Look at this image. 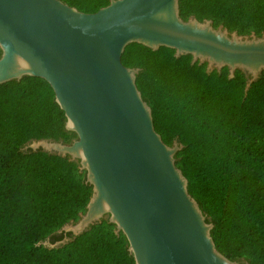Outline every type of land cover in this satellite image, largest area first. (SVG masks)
Wrapping results in <instances>:
<instances>
[{
	"label": "water",
	"instance_id": "water-1",
	"mask_svg": "<svg viewBox=\"0 0 264 264\" xmlns=\"http://www.w3.org/2000/svg\"><path fill=\"white\" fill-rule=\"evenodd\" d=\"M132 42L192 54L207 71L242 70L246 90L264 70V33L239 34L212 19H184L179 0H110L84 12L63 0H0V84L27 75L45 78L76 133L66 143L32 139L22 149L69 156L86 171L93 192L78 220L58 231L59 247L108 218L123 232L136 264H249L224 255L213 223L191 195L152 109L122 62ZM70 233L71 235H68Z\"/></svg>",
	"mask_w": 264,
	"mask_h": 264
},
{
	"label": "trees",
	"instance_id": "trees-1",
	"mask_svg": "<svg viewBox=\"0 0 264 264\" xmlns=\"http://www.w3.org/2000/svg\"><path fill=\"white\" fill-rule=\"evenodd\" d=\"M95 12L110 0H63ZM184 19H212L239 34L264 33V0H179ZM132 42L122 54L140 68L136 83L191 195L213 223L228 258L264 264V70L246 90V74L207 71L192 54ZM1 55V48H0ZM52 85L27 75L0 84V264H136L123 232L103 219L59 247L41 242L79 218L93 192L77 160L42 150L32 139L76 137Z\"/></svg>",
	"mask_w": 264,
	"mask_h": 264
},
{
	"label": "rangeland",
	"instance_id": "rangeland-1",
	"mask_svg": "<svg viewBox=\"0 0 264 264\" xmlns=\"http://www.w3.org/2000/svg\"><path fill=\"white\" fill-rule=\"evenodd\" d=\"M219 26V25H218ZM217 27V26H216ZM75 138V137H74ZM74 138H69L68 136L66 137V136H61L59 139H56V140H62V141H64V142H66V143H70ZM80 217V216H79ZM79 219V218H78ZM78 219H76V220H78ZM75 220V221H76ZM58 234H63V236H61V237H59V236H56V235H58ZM68 235H71L70 233H68ZM65 237V234L64 233H62V232H59V231H57L56 233H55V235H53V236H50V237H48L47 239H45V240H49L50 242H55V241H57V240H61V239H63ZM239 261H241V262H245V261H248L246 258H241V259H238ZM249 264H250V262H249Z\"/></svg>",
	"mask_w": 264,
	"mask_h": 264
},
{
	"label": "flooded vegetation",
	"instance_id": "flooded-vegetation-1",
	"mask_svg": "<svg viewBox=\"0 0 264 264\" xmlns=\"http://www.w3.org/2000/svg\"><path fill=\"white\" fill-rule=\"evenodd\" d=\"M56 236H59V237H61V236H63V234H58V235H56Z\"/></svg>",
	"mask_w": 264,
	"mask_h": 264
}]
</instances>
